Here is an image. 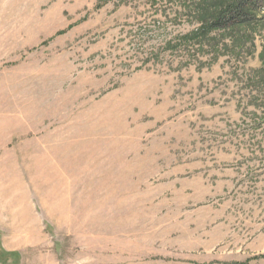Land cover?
I'll return each mask as SVG.
<instances>
[{"label": "rangeland", "instance_id": "1", "mask_svg": "<svg viewBox=\"0 0 264 264\" xmlns=\"http://www.w3.org/2000/svg\"><path fill=\"white\" fill-rule=\"evenodd\" d=\"M236 1L0 0V264H264V0L207 25Z\"/></svg>", "mask_w": 264, "mask_h": 264}, {"label": "trees", "instance_id": "2", "mask_svg": "<svg viewBox=\"0 0 264 264\" xmlns=\"http://www.w3.org/2000/svg\"><path fill=\"white\" fill-rule=\"evenodd\" d=\"M253 4L251 0H238L234 4L226 8L225 11L221 12L220 15L214 21L208 23L209 29H228L236 27L245 23L246 19L244 16V10L247 12L252 11L248 8L253 9ZM249 20V19H248Z\"/></svg>", "mask_w": 264, "mask_h": 264}]
</instances>
